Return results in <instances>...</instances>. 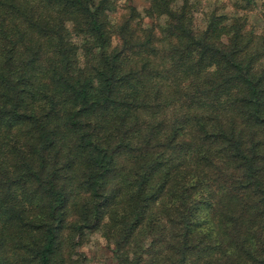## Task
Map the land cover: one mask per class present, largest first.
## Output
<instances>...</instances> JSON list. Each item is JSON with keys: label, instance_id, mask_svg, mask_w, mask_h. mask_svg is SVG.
Here are the masks:
<instances>
[{"label": "trees", "instance_id": "trees-1", "mask_svg": "<svg viewBox=\"0 0 264 264\" xmlns=\"http://www.w3.org/2000/svg\"><path fill=\"white\" fill-rule=\"evenodd\" d=\"M229 4L0 0V264H264V0Z\"/></svg>", "mask_w": 264, "mask_h": 264}, {"label": "rangeland", "instance_id": "rangeland-1", "mask_svg": "<svg viewBox=\"0 0 264 264\" xmlns=\"http://www.w3.org/2000/svg\"><path fill=\"white\" fill-rule=\"evenodd\" d=\"M150 0H115L116 4L119 8H123L128 4H132L136 6L138 9L142 10L145 6L148 5ZM176 2H180L181 0H175ZM196 1V8H195V21L197 25L202 24L204 12L206 10L212 9L216 6H221L222 3L228 4L227 12L233 13V9L229 4V0H191ZM221 9V8H220ZM224 12H226L224 10ZM259 9H255L250 17V22L252 24H256V17L254 14H258ZM258 27V25H257ZM81 251L84 253L86 257L87 264H114L112 257L108 253L103 240L99 236V234H91L87 237L86 241L81 247Z\"/></svg>", "mask_w": 264, "mask_h": 264}]
</instances>
